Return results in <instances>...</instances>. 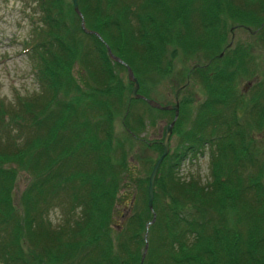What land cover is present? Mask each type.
I'll use <instances>...</instances> for the list:
<instances>
[{
  "label": "trees",
  "instance_id": "obj_1",
  "mask_svg": "<svg viewBox=\"0 0 264 264\" xmlns=\"http://www.w3.org/2000/svg\"><path fill=\"white\" fill-rule=\"evenodd\" d=\"M34 1L40 20L29 45L43 92L8 107L0 103V264H140L146 244L144 264H264V146L243 118L264 127V89L252 95L253 114L248 103H238L236 82L230 84L252 60L244 56L250 46L247 54L231 53L233 64L230 53L220 55L231 48L221 33L224 14L246 19L264 48V3L259 8L244 0L233 12L234 0H177L174 9L173 0H79L87 29L100 39L84 31L73 3ZM187 9L199 13L196 25L190 18L181 25ZM107 46L143 83L170 74L186 56L194 61L189 76H199L209 93L184 135L195 148L211 145V181L185 179L179 162L163 169L169 154L155 183L157 221L149 227L156 162L147 163L146 148L136 146L159 142L140 139L146 120L133 113V102L145 100L128 96L121 103L120 70L127 68L111 59ZM76 69L84 83L66 84ZM183 110L174 129L191 117ZM121 113L125 134L119 135ZM140 161L149 165L137 175ZM19 172L28 175V185L17 205ZM57 206L62 219L55 226L50 211Z\"/></svg>",
  "mask_w": 264,
  "mask_h": 264
},
{
  "label": "rangeland",
  "instance_id": "obj_2",
  "mask_svg": "<svg viewBox=\"0 0 264 264\" xmlns=\"http://www.w3.org/2000/svg\"><path fill=\"white\" fill-rule=\"evenodd\" d=\"M27 1L28 0H0V103H4L6 107L15 103H19V100L23 102L30 100L32 97L38 96L43 92V86L40 82L39 75H37V73L34 71L35 66L32 47L29 45L33 43V30L35 23L40 20L39 11L36 10L37 5L34 0H29V3L32 4L31 7H29ZM65 1L72 3V0ZM261 2L264 3V0H256V2H252L251 5L253 7L256 5L260 8ZM176 3L177 0H173L171 2L170 6L172 9L175 8ZM198 4L199 2H197L196 8H198ZM233 6V12H235L236 8L242 6L244 7V0H234ZM190 10L191 9H187L184 17L182 18V26H184L185 22L187 23L188 18L195 22L193 25H196L199 13H191ZM65 12H68V10L65 9ZM207 13L211 15V12L208 10ZM180 15L182 16V12ZM223 18L227 20V23L225 24V29L221 30L220 28L221 33L227 34L228 39H226V45H228L230 41L232 44H230L231 48L228 51H224L225 53L222 57L224 58L226 54L230 53L229 57L233 64V60L236 61V58L231 53L237 50H242L244 54H247L244 48L247 47V45L250 46L252 55H244L247 59L252 58L248 64L249 66L247 63H245L244 67H240L239 77L237 79L235 78L234 82L231 81L230 84H234L236 82L234 95L239 98L237 99L238 103H248V109L251 113H253L251 110L253 106L252 95L253 93L256 94L257 90L261 91V89H264V83L262 84V88L256 86L258 81L264 82V48L262 47V39L259 35H252V33L246 27L248 23L246 19H241L238 17L234 18L226 14H224ZM178 23L180 25V22ZM203 31L206 32L205 29ZM253 40L256 42L252 43ZM217 49L218 47L214 43L211 47L210 54L214 55L213 52ZM202 58H205V55H202ZM203 60L204 61H202V64L207 62L205 59ZM193 63L194 61L192 59L189 60V58L186 56L183 57L182 55L178 57L174 62V67L170 74L165 75L162 79H157L153 83L140 82V93L145 94L150 99H154L162 105L167 106L178 103L180 109L184 108L183 114L185 116L186 114L187 116H191L184 128L174 129L171 139V151L169 159L166 161L163 169L169 168L171 163L179 162L180 165L177 170L180 173V176L185 177V179L194 177L201 179L203 182H207L211 181V145L207 144L204 147H201L202 149L195 148V146L190 144V141L185 139L184 135V130L189 129L188 123L193 119V116H195V109H197V107L204 103L209 97L208 90L200 81L199 76L193 75L194 79L193 77L189 76V69L192 67ZM257 67L258 69H255ZM81 71V69L74 70L72 78L66 77V84L69 83L71 79L73 81L75 79L78 82L82 81L84 83ZM120 73L124 83L123 88L125 89V96L122 97L123 102L121 103H126L128 96H131L133 84H131V86L128 85L130 82L128 78V72L120 70ZM187 83L188 85L186 87H182ZM83 87L87 88L86 85H83ZM133 103V113L135 115L144 117L147 124H145V128L141 132L140 139L143 140L145 137L147 141H162L166 127L173 121L175 112L161 110L153 112L148 108L149 105L145 101ZM230 103L235 102L231 100ZM259 103L262 105L264 100H259ZM245 116L247 117V115L243 116L247 123V126L245 127L246 131H248L249 128H252L253 136L258 140L257 145L259 147L264 146V127H261L259 123L254 121L253 117L250 116L245 118ZM122 118V113L115 117V130L116 134L119 135L121 133L125 134ZM26 128L27 131L25 130L26 132L24 133L27 136L29 131L28 125ZM2 136L4 139H6L4 135ZM141 145L142 148H146L144 150H146L145 160L147 163L156 162L163 152V147L160 143L153 148L147 144L145 145L143 143H138L136 146L137 149H140ZM138 162L136 163V174L142 175L145 173V167L149 164L143 166L144 164L142 161H140L141 163ZM27 185L28 175L25 172H19L14 189L17 205L21 204L20 196L26 189ZM129 185L132 184L130 183ZM131 190L134 194V187H131ZM59 208L60 207L57 206L55 209L50 211V218L52 219L55 226H57L62 219L61 210ZM123 209L124 208H121L119 210V215L124 212ZM46 216L49 217V215ZM241 227L244 230L245 226L241 225Z\"/></svg>",
  "mask_w": 264,
  "mask_h": 264
},
{
  "label": "water",
  "instance_id": "obj_3",
  "mask_svg": "<svg viewBox=\"0 0 264 264\" xmlns=\"http://www.w3.org/2000/svg\"><path fill=\"white\" fill-rule=\"evenodd\" d=\"M72 1L74 4L75 11L82 18V28L84 29V31L87 33H90V34H96L101 39V36L99 33L94 32V31H90L86 28L84 16H83V14L80 10V7H79V1L78 0H72ZM107 49H108V53H109L111 59H113L115 62L121 63L127 67L129 80L133 83V89L131 91L130 100L143 99V100L147 101L149 105H151L152 107H154L156 109H160L163 111H175L174 120L166 127V130H165L164 140L162 141L163 153L161 154V156L156 161V163L153 167V170L151 172L150 178H149L148 206H149L150 210L154 213L153 220L148 224V227H149L150 224H153L156 221V213L154 212L155 183H156V179H157L159 170L161 168V165L164 162L165 158L170 153L171 137L173 135V131H174L176 121H177L179 114H180V106L178 103L175 105H167V106L162 105L159 102H157L153 99H149V98L145 97L144 95L140 94V92H139L140 87H141L140 82H139V79L135 76L133 69L129 65H127L121 58L116 56L112 52V49L109 46H107ZM221 56H223V54ZM149 145L152 146L153 143H150ZM148 247H149L148 244H146L145 251L142 255V259H141L140 264H144V262H145V259H146L147 253H148Z\"/></svg>",
  "mask_w": 264,
  "mask_h": 264
}]
</instances>
